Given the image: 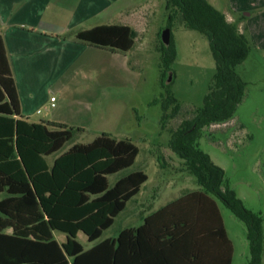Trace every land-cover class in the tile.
Here are the masks:
<instances>
[{
	"label": "trees",
	"instance_id": "16d2710c",
	"mask_svg": "<svg viewBox=\"0 0 264 264\" xmlns=\"http://www.w3.org/2000/svg\"><path fill=\"white\" fill-rule=\"evenodd\" d=\"M180 12L186 28L204 34L215 59L204 105L171 132L170 147L183 159L201 191H192L148 215L138 228H125L85 249L78 234L99 240L149 179L142 170L109 176L131 167L140 152L130 138L104 132L89 143L62 151L80 128L34 123L21 113L15 78L0 34V264H232L234 246L216 199L246 224L250 244L247 264L264 259V218L247 208L232 189L225 170L204 152L205 128L235 117L247 82L237 67L249 57L252 42L237 23L209 0H166ZM174 13L170 14L171 27ZM137 32L128 25H101L76 38L112 52H129ZM163 76L176 58L172 42L161 50ZM164 82V81H163ZM164 128L182 110L170 91L161 100ZM62 151V152H61ZM61 152L52 163L48 157ZM11 228L12 232L6 230ZM66 235L60 243L54 233Z\"/></svg>",
	"mask_w": 264,
	"mask_h": 264
},
{
	"label": "rangeland",
	"instance_id": "374dc122",
	"mask_svg": "<svg viewBox=\"0 0 264 264\" xmlns=\"http://www.w3.org/2000/svg\"><path fill=\"white\" fill-rule=\"evenodd\" d=\"M141 1L147 3L135 11L134 47L119 54L98 49L94 59L88 58L83 69L90 91L79 96L81 109L77 110L76 105L65 113L68 121L85 126V130L76 131L62 151L75 143L92 142L104 132L117 139L130 138L140 152L131 167L109 176L110 184L134 171L142 170L149 176L142 192L128 202L99 240L89 242L83 232L78 234L85 249L104 239L116 238L125 228L139 226L151 211L149 205L159 207L182 195L185 189H201L197 179L182 170L184 161L170 147V141L172 130L204 105L216 71L209 40L199 31L186 28L181 13L167 9L166 0ZM166 28L171 29L170 42L176 49V58L164 77L161 50ZM251 53L237 67L248 84L235 117L227 123L205 128L199 143L225 170L232 189L245 206L264 218V53L257 52L254 42ZM169 91L182 110L163 128L162 103L155 101ZM61 152L49 156L48 161L52 163ZM219 204L234 243L232 264H247L250 244L246 224L222 201ZM55 237L60 240L66 236L56 231Z\"/></svg>",
	"mask_w": 264,
	"mask_h": 264
},
{
	"label": "crops",
	"instance_id": "0c3cea01",
	"mask_svg": "<svg viewBox=\"0 0 264 264\" xmlns=\"http://www.w3.org/2000/svg\"><path fill=\"white\" fill-rule=\"evenodd\" d=\"M145 3L141 0H0V34L15 78L22 115L34 123H60L85 130V126L68 121L65 113L72 106L81 109L79 96L90 91L83 67L88 58L97 56L98 49H104L77 39L76 34L101 25H128L136 30L135 11ZM210 3L225 13L229 21L238 24L254 42L257 52L264 53V0ZM52 96L56 97L54 102ZM192 191L201 189H185L175 199ZM6 197L7 193H1L0 201ZM216 202L229 236L219 200ZM166 204L149 205L148 215ZM6 232L11 233L12 229ZM58 241L63 243L66 237Z\"/></svg>",
	"mask_w": 264,
	"mask_h": 264
},
{
	"label": "water",
	"instance_id": "95a60500",
	"mask_svg": "<svg viewBox=\"0 0 264 264\" xmlns=\"http://www.w3.org/2000/svg\"><path fill=\"white\" fill-rule=\"evenodd\" d=\"M170 36H171V29L170 28H166L163 31V35H162L163 41H164L166 46L170 45Z\"/></svg>",
	"mask_w": 264,
	"mask_h": 264
},
{
	"label": "built area",
	"instance_id": "2783aa9c",
	"mask_svg": "<svg viewBox=\"0 0 264 264\" xmlns=\"http://www.w3.org/2000/svg\"><path fill=\"white\" fill-rule=\"evenodd\" d=\"M51 100L54 102L56 100V97L52 96ZM216 125H219V124H216Z\"/></svg>",
	"mask_w": 264,
	"mask_h": 264
}]
</instances>
